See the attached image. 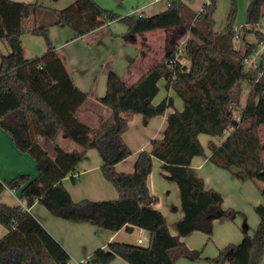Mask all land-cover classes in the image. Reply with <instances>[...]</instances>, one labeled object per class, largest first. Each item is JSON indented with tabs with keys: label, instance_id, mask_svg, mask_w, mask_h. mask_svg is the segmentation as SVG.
<instances>
[{
	"label": "trees",
	"instance_id": "obj_1",
	"mask_svg": "<svg viewBox=\"0 0 264 264\" xmlns=\"http://www.w3.org/2000/svg\"><path fill=\"white\" fill-rule=\"evenodd\" d=\"M216 10L217 0H208L199 13L182 0H169L166 10L150 17L122 18L102 9L94 0H77L64 10L47 8L40 0H0V41H7L11 48L9 55L1 57L0 128L17 150L32 156L38 171L35 178L22 174L0 180V225L7 230L0 240V264H72L67 250L29 212L36 201L70 223L91 222L113 232L138 227L150 234L147 247L111 242L96 250L85 264H111L117 258L128 264H178L181 257L200 260L203 251L190 249L182 238L194 232L210 236L216 221L233 220L235 215L232 209L223 208V196L207 189L192 167L195 157H206L201 134L223 138L231 128L220 146L212 145L209 161L264 186V65L246 70V62L264 39L259 37L257 44L246 43L244 51L239 50L234 43L238 34L234 29L237 0H232L227 25L219 33L215 31ZM31 19L35 25L26 28L25 23ZM117 20L126 24L129 36L184 27L191 35L184 47L190 66L182 64L181 57L177 63H170L174 47L133 86H127L121 76L110 71L106 94L99 102L112 114L108 119L99 116L100 128L93 133L76 117L88 94L76 87L48 29L65 26L80 38ZM263 20L264 0H252L246 25L257 26ZM243 31L248 33L246 26ZM26 32L45 38L46 52L42 56L25 58L21 38ZM162 79L166 90L174 91L184 103L182 111L174 108L170 97L153 104ZM245 82L251 90L240 119L235 120L233 109L241 108ZM171 108L174 112L167 118L163 138L153 139L152 150L138 155L132 174L119 173L116 165L132 155L124 141L129 129L125 115H141L148 123ZM62 135L81 150L66 152L58 143ZM42 140L49 141L52 150L45 149ZM91 149L99 153L101 172L117 190V200L76 202L64 186L67 177L73 184L78 183V167ZM154 159L161 162L164 179L176 183L180 190L185 217L178 224L177 235L171 234L165 216L155 208L158 197L149 190ZM6 189L19 192L25 206L3 203L1 195ZM260 191L264 199V187ZM255 211L260 220L255 235L244 233L240 243L229 244L219 250L217 257L207 259L209 264H262L264 204Z\"/></svg>",
	"mask_w": 264,
	"mask_h": 264
},
{
	"label": "rangeland",
	"instance_id": "obj_2",
	"mask_svg": "<svg viewBox=\"0 0 264 264\" xmlns=\"http://www.w3.org/2000/svg\"><path fill=\"white\" fill-rule=\"evenodd\" d=\"M13 1L23 2V3H35L37 0H13ZM76 1L77 0H40L43 6L56 10H64L70 7ZM94 1L102 9L107 11H112L117 15H120L122 18L131 16L132 13L136 12L137 9L138 10L144 9V14L146 17H150L167 9L166 0H161L159 2H156V0H94ZM251 1L252 0H237V17L235 20L234 29L238 33L237 34L238 38L235 39L234 43L236 48H238L241 51H244L246 45V43H244L246 39L243 40L244 35L245 38H249V40H251L249 42L250 44L253 45L258 43L259 37L264 39V20L262 21V23H260L257 26L246 25L247 9ZM190 2L192 3V9L195 11H199L200 9H202L204 3L205 2L207 3V0H190ZM231 9H232V0H217V10L214 15V20L216 22L215 23L216 32L219 33L223 31L224 28L226 27L228 22V16L231 12ZM40 24L41 23H38L37 25L40 26ZM34 25H35L34 19H31L30 21L25 23L26 28L33 27ZM245 26L248 30L247 34L244 33L243 31ZM183 30H185L184 27L170 28L168 30L161 29L148 33L138 34L135 35L136 36L135 37V36H129L127 34L128 29L126 24L121 20H117L112 22L110 26L102 27L99 30V35L89 37L87 40L73 42L68 46V48H63V50L61 51L64 54H67L68 57L73 55L78 57V62L80 64L77 65L76 71L73 72L75 79L79 78V81L81 80L82 82H84L83 86L86 89V91H88L89 93L96 92V94H99L101 88H105V89L107 88V75L106 73L102 72V68H100L101 61L107 58L109 59L108 61L110 62L111 65H113L114 68L118 67V69H120L121 65L125 62L126 57L129 54L127 53V51L131 50L130 49L131 47L129 46H134L137 50H139L142 48L141 46L144 43H146L145 40L148 41L147 43L150 42L149 44L151 45V49H149L148 52L144 51L149 57L146 60V62H148L146 63V67H149V64H151L150 67H152L153 63H160L166 51H171L174 47L176 49L175 51L182 49L181 53H179L181 54L179 56V58L181 57L180 58L181 63L190 66V62L185 58L186 55L184 53V47L186 45V41L191 37V35L189 32L186 34V36L180 35V33ZM56 32L59 35L61 34L59 33L58 29H56ZM59 35L55 34L54 36L55 43H61L62 41H64L63 37ZM126 38L130 39L131 42L137 40L138 41L134 45L127 42ZM21 40L23 47H25L24 55L27 59L40 57L46 52V41L45 38L42 36H35L29 32H26L22 36ZM10 53H11V48L7 43V41L5 40L0 41V66H1V57L9 55ZM261 64L264 65V42L259 45L254 55L246 62V70L247 71L254 70ZM94 69H97V73L94 72ZM89 70H93V74L89 75L88 73ZM117 74L122 76L123 72L121 73L117 72ZM163 82L164 81H162L160 84L162 89L164 88ZM250 90H251V85L248 82H245L243 84L241 108L233 109V117L235 120L240 119L242 108H244L246 105ZM162 97H163V93L161 90V93L158 95L155 102H157V100H160ZM178 102L183 103L180 100H178ZM137 116H140L139 118H143L141 115H137ZM151 128L152 127H149L148 130H151ZM261 130H262L263 143H264V125L261 127ZM231 132L232 129L230 128L223 136V139H226L231 134ZM139 135L146 137L148 133L146 132V130L141 131L138 127H136V125L133 124L129 129V133H128V137L130 138L129 141L132 147H134L135 145H137V143L140 142L141 138ZM211 139L215 140L216 143L221 141L220 138H214L208 135L203 136L202 141L207 152L210 151L209 141ZM43 145L45 149L49 151L52 150V144L49 141L43 140ZM90 155L94 156L91 159L92 161L91 165H94L96 160L101 161L100 155L95 149L90 150ZM94 158L96 160H94ZM152 171H153L152 172L153 185H155L156 190L159 191V194L157 196L159 198H162L164 197V194L162 193V190L164 189L163 183L167 182V184H169V182L166 181L162 176V170L157 161L154 162ZM222 172H224V174H226L229 178H233L230 177L231 175L228 172H226V170ZM37 174L38 173L34 172V176L31 177L35 178ZM76 176H78V173L76 174ZM78 179L79 177L77 178V180ZM231 180H234L233 182L235 184V187L234 190H230V189L225 190V193L228 195L226 198L227 199L226 208H232V210L236 212L237 216L235 215L236 217L233 220H227V221L225 220L224 222L216 221L213 234L210 236L202 232H194L192 237H190V239L188 240L187 246L192 250L203 251L202 258L200 260H192L183 257L180 260V263L186 262V264H209L207 259H214L215 257H217L219 252L218 249L225 248L226 246H228L229 243H235V244L240 243L242 239L241 227L244 223L247 222L250 223L251 225H255V229H256V218L259 217L255 211V207L264 204V199L260 191V189L263 188L264 186L260 183L257 184L251 180H247L244 183H241L236 178ZM71 184L73 186L77 185V184H73L72 182ZM70 186L71 185L69 184V187ZM169 186H174L176 191L177 188L176 184L173 183V185H169ZM169 189L170 191H172L171 187ZM74 195H76V193ZM98 195L93 197H100V199L105 198L106 201L117 200L119 197V194L115 189V187L108 181H105L103 187L102 186L99 187ZM171 200L172 199H169L167 201L163 200V201L166 205H168L170 204ZM252 217L255 218L254 224H252ZM229 234L232 236H236V238H233L231 242L226 244L225 239ZM248 235H250V233ZM254 235L255 234H251L250 236H254ZM140 237L145 239V241L142 245L139 244V246L147 247L149 241H147L146 239L150 237L149 233L140 231V229H136L133 233L128 232L126 230L121 231V233L118 235L117 241L115 242L124 241L128 244L137 245V240ZM75 259L76 261L72 260V264H77L81 258H79L78 256Z\"/></svg>",
	"mask_w": 264,
	"mask_h": 264
},
{
	"label": "crops",
	"instance_id": "obj_3",
	"mask_svg": "<svg viewBox=\"0 0 264 264\" xmlns=\"http://www.w3.org/2000/svg\"><path fill=\"white\" fill-rule=\"evenodd\" d=\"M159 1L161 0H158V1L156 0V2H159ZM166 1H167V7H168L169 0H166ZM182 1L191 10H193L192 3L190 2V0H182ZM202 10H203V7L199 11H195V10L193 11L196 13H199ZM138 14H142V16L143 15L145 16L144 9L143 10L137 9L136 12L132 13V15H138ZM110 25L111 23L107 26H110ZM101 28H99L98 30L86 36L80 37V38H75L74 33L65 26H53L48 29L49 37L51 38V41L53 45L57 48V50L58 51L60 50L59 52L61 54L63 62L66 65L69 73L71 74L76 87L79 90L88 94L87 101L79 109L76 117L79 121L89 126L93 133H96L100 128V123L98 119L99 116L104 117L105 119H108L112 114V112L109 109H107L105 106H103L99 102V100L105 96L106 89L101 88L99 94H96V92L89 93L88 91H86V89L83 86L84 82H82L81 80L79 81V78L75 79L73 75L74 74L73 72L76 71L77 65L80 64L78 62V57L74 55L68 57V55L64 54L61 50H63V48H68V46L73 42L87 40L89 37L99 35V30ZM176 28H182V27H176ZM56 29H58L59 33H61L60 35L56 32ZM55 34L62 36L64 41H62L61 43H55L54 42ZM186 34L187 32L185 30H183L180 33V35H185V36ZM243 40H245L244 43H250L249 41H251L249 40V38H245V35L243 37ZM126 41L135 45L138 40L131 42L130 39L126 38ZM145 42L146 43H144L141 46L142 48L139 50H137L134 46H129L131 47L130 48L131 50L127 51V53L129 54L126 57L125 62L121 65L120 69H118V67L114 68L113 65H111L110 62L108 61L109 59L107 58L101 61L100 68H102V72L106 73L107 78H108V74L110 71H113L116 74L117 72L118 73L123 72L121 77L123 78L126 85L127 86L135 85L150 70L154 69L155 67L159 65V63H153L152 67H150L151 64H149V67H146V63H148L146 62V60L149 58L146 52H148V50L151 49V45L149 44L150 42L147 43L148 42L147 40H145ZM23 48L25 49V47ZM167 53H169V51H166L163 57H165ZM94 72L97 73V69H94ZM88 73L89 75L93 74V70H89ZM162 81H164L163 89L160 86ZM165 87H166V81L164 79L160 80L159 81V89H160L159 94L161 93V90H162L163 97L160 100H157V102H155L159 95L158 94L153 100V104L158 105L166 97H170L174 101V108L176 110L182 111L184 109V103L178 102V100L181 101V99L177 96V94L172 90L167 91ZM173 112H174V109L171 108L167 110L165 115L158 116L152 119L148 123L144 122V118H139L140 116H137V115L127 116L128 121H129V129L134 124L141 131L146 130L148 135L144 137V136H140L141 135L140 134L139 135L141 138L140 142L137 143V145H135L134 147H132L129 141L130 138L128 137L129 129L124 134V141L126 142L128 147L131 149V151L132 150L134 151H132V155L128 159L116 165V170L119 173L132 174L134 172L135 163L137 161L138 155L142 151L150 152L152 150L151 141L153 139L163 138L164 133L167 128V118ZM149 127H152L151 130H148ZM203 136L205 135L201 134L199 136V139L202 145H203V141H202ZM222 139L223 138H220L221 141H219L218 143H216L215 140L211 139L209 141L210 143L209 152L206 151L203 145L207 158L206 157H195L192 161V167L198 172L199 176L204 180L207 189L216 190L223 196L224 209H232V208H226L227 207L226 198L228 195L225 193V190L226 189L234 190V187H235V184L233 182L234 180H231V179L236 178L241 183H244L247 180L241 179L226 170V172H228L231 175L230 177H233V178H229L226 174H224V172H222L224 171L222 168L216 166L215 164L209 161L208 158L212 155V148H211L212 145L220 146L222 142L225 140V139L223 140ZM58 143L66 152H71L73 150H81V148L77 144H75L71 139H69L65 135H62L58 139ZM42 144H43V140H42ZM92 157L94 156L90 155V150H89L85 160L78 167V172H77L78 176H76V179L79 177L78 179L79 183L76 186H73L71 184V179L69 177L65 178L63 181V184L67 188V190L70 192L72 199L76 202L81 201L85 198L88 200H94V201H103V200L106 201L105 198L100 199V197H93V196L98 195L99 187L100 186L103 187L105 181L107 180L103 177L102 172H101L102 160L98 161L94 158V160H96L95 164L91 165ZM155 161L159 163L160 168H161V162L158 159L153 160V166H154ZM34 172L38 173L36 169L35 161L32 158V156H30L29 154L22 153L19 150H17L13 146L9 135L0 128V180L1 181L2 180H12L13 178L19 175H22V174H29L30 176H34ZM163 174L164 172L162 171V176ZM81 179H82V182H81ZM168 182L169 184H167V182L163 183L164 189L162 190V193L164 194V197L162 198H159L157 196L159 194V191H157L156 186L153 185L152 173L148 179V186H149L150 193L158 197V202L155 204V208L161 211L163 215L165 216L171 234L177 235L178 224L181 221H183L185 214H184V211L181 205L179 187L174 182H171V181H168ZM173 183L176 184V187H177L176 191H175L174 186H169V185H173ZM69 184L71 185L70 187H69ZM170 187L173 193L172 191H170L169 189ZM75 193L76 195H74ZM169 199H172V200L170 204L166 205L163 200L167 201ZM1 201L9 206H23V207L25 206V203L20 199L19 192L10 190V189H6L2 193ZM29 212L33 216H35V218L51 233V235L62 244V246L70 254L72 260L76 261L75 258L79 256V258H81L79 262L87 260L96 250L104 249L107 247L109 243L117 241L118 235L121 233V231L125 230V229H122L118 232H113V231L100 229L91 222L84 223V224H74L70 222L67 223V221L64 222V220L59 219L55 217L54 215H52L39 201L35 202V204L29 209ZM235 215H236V212H235ZM235 215H234V218L237 216ZM254 221H255V218L252 217V224H254ZM259 221H260L259 218H256V229H255V225H251L250 223H247V222L244 223L241 227L242 238H243L244 233H247V234L250 233V235L255 234L256 233L255 230L257 231ZM221 222H224V221H221ZM136 229H140V228L132 227V229L128 230V232L133 233ZM140 231L147 232L143 229H140ZM6 233H7V230L3 226L0 225V240L6 235ZM193 234H191L190 236L186 238H182V241L187 245L188 240L190 239V237H192ZM233 238H236V236H232L230 234L227 235V238L225 239L226 244L231 242ZM118 242L126 243L124 241H118ZM229 244H235V243H229ZM132 245H135V244H132ZM137 245H139L138 240H137ZM219 250L220 249H218V251ZM182 258L183 257L179 259L178 264H186V262L180 263V260ZM111 264H128V263L125 262L121 258H117ZM262 264H264V258H263Z\"/></svg>",
	"mask_w": 264,
	"mask_h": 264
},
{
	"label": "built area",
	"instance_id": "obj_4",
	"mask_svg": "<svg viewBox=\"0 0 264 264\" xmlns=\"http://www.w3.org/2000/svg\"><path fill=\"white\" fill-rule=\"evenodd\" d=\"M158 1V0H157ZM139 13V12H138ZM138 16H142V14H138ZM237 38H238V36H237ZM236 38V39H237ZM181 51H182V49H179L178 51H176L175 52V56H174V58L170 61V63L171 64H174V63H177V61L179 60V56L181 55V54H179V53H181ZM146 240H148L149 241V239H146ZM144 241H145V239H143L142 237H140L139 239H138V243L140 244V245H142L143 243H144ZM77 264H85V262L84 261H81V262H78Z\"/></svg>",
	"mask_w": 264,
	"mask_h": 264
}]
</instances>
